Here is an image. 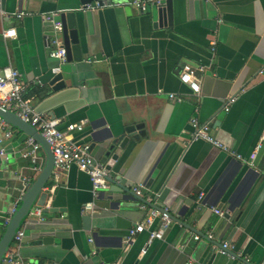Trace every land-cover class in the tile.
<instances>
[{"label": "crops", "instance_id": "1", "mask_svg": "<svg viewBox=\"0 0 264 264\" xmlns=\"http://www.w3.org/2000/svg\"><path fill=\"white\" fill-rule=\"evenodd\" d=\"M80 6L77 0H0V67L11 64L20 72L24 97L57 120L58 128L85 120L74 135L89 144L96 160L126 126L142 124L137 137L116 147L108 170L131 192L142 185L151 204L173 218L162 238L145 246L144 231L125 246L128 228L144 217L142 199L110 189L111 182L94 200L86 227L81 207L92 200L91 182L71 164L52 171L41 189L44 220L30 216L21 223L24 264H262L264 0H172L170 18L165 14L160 21L156 6L141 12L131 0ZM53 10L58 20L63 12H75L82 57L70 50L60 64L65 83H51L57 60L45 42L52 23L43 15ZM19 11L26 14L18 18ZM10 27L15 35L3 36ZM185 62L205 68L196 71L198 93L179 78ZM230 95L235 100L227 104ZM192 116L245 159L191 140ZM9 125L11 135L3 140L7 160L0 158V235L10 209L31 185L22 176L32 183L39 174L21 156L27 135ZM110 159L111 154L104 164ZM201 193L205 204L198 200ZM215 208L226 212L219 215ZM221 242H229L240 258L213 248Z\"/></svg>", "mask_w": 264, "mask_h": 264}, {"label": "built area", "instance_id": "2", "mask_svg": "<svg viewBox=\"0 0 264 264\" xmlns=\"http://www.w3.org/2000/svg\"><path fill=\"white\" fill-rule=\"evenodd\" d=\"M131 3L141 12H145L149 6H160L164 3V0H131ZM107 2L103 1L102 4L98 2L85 3L80 6L81 9H95L99 6L105 5ZM0 12L3 11L0 9ZM26 12L19 11L15 13V16L20 18ZM58 11L53 10L43 15L44 20H48L52 23L53 35L45 36L46 44H51L50 56L57 60V64L52 67L54 73L60 70V64L66 61V50L63 46L61 39L62 35V23L56 19ZM2 35L5 37H13L15 35V28H4ZM205 68L202 64H191L185 62L180 70V80L188 85L190 89L198 93L200 90L199 80L196 76V71H204ZM25 84L21 79L20 72L11 64H5L0 67V108L9 110L20 117L23 121L29 123L33 128L39 131L50 144L52 154L54 157V163L52 171L57 174L59 170H63L71 164L86 173L91 182L90 192L92 200L83 203L81 207L82 214L93 213L96 209L94 200L101 194V192L108 190L111 185V175L105 164L96 160L90 153L89 144L81 141L74 135V132L82 130L85 120L78 123H69L65 129H60L57 126V120L51 119L45 116L42 112H39L30 103L28 98H25L23 93ZM171 98H175L181 101L180 96L174 94L169 95ZM235 100L234 95H230L226 98V103H231ZM225 109H228L226 107ZM190 125L192 128L191 140L203 139L218 149L232 155L240 160H244L243 156L235 152L232 148L225 145L218 139H216L206 124L198 121L196 116L190 118ZM11 135L9 123L0 116V158L7 160V154L3 145V140ZM260 144L258 145V147ZM21 156L27 158L31 163V169L40 172L44 165V158L41 145L31 135H27L25 139V148L21 152ZM51 171V172H52ZM22 180L25 186L31 184L30 179L23 175ZM131 190L135 196L142 199L139 204V208L144 211V217L142 220L135 222L128 228L127 234L123 238V243L128 246L130 242L134 240L136 234L146 231L148 234L146 244H149L154 238H162L164 230L169 226L172 221L168 211L164 208L157 207L151 204L150 197L143 191L142 185L137 184L131 187ZM198 200L201 204H205L203 201V194H199ZM17 205L12 206L8 216L4 220V225L10 221L12 214L15 212ZM214 211L223 215L226 212L223 208H215ZM35 217L37 220H44L43 208L39 205H33L28 213L27 217ZM158 219V224L153 225L154 220ZM207 238L212 239V234L207 233ZM24 236V230L21 226L15 231L10 245L5 250L0 264H24L23 258L19 254V249L22 244ZM195 239L199 238L198 234L193 236ZM91 240V238H90ZM145 246L142 251H145ZM180 246H183L180 244ZM215 250L224 253L231 258H240V253L234 252L229 242H221L215 244L213 247ZM264 264V262L262 263Z\"/></svg>", "mask_w": 264, "mask_h": 264}, {"label": "water", "instance_id": "3", "mask_svg": "<svg viewBox=\"0 0 264 264\" xmlns=\"http://www.w3.org/2000/svg\"><path fill=\"white\" fill-rule=\"evenodd\" d=\"M80 5H83L85 3H93L98 2L99 4H102L103 1L107 3H111L112 0H77ZM171 4L172 0H164V3L160 6H157V18L158 21L162 17H164L165 14H167L168 18H170V12H171ZM75 12H67L64 14H60V21L62 23V39H63V46L66 50V59L69 58V52L70 50L76 51L77 59H81V54L78 51L80 50V44L78 40V31L76 28V22H75ZM62 80V83H65L63 80V74L61 71L54 74L51 83H54L55 81ZM0 116L5 119L8 123H10L12 126L17 127L18 129L22 130L26 135H31L35 138L36 141H38L41 145V148L45 155L44 165L39 172L37 178L31 183L29 188L24 192V194L21 197L20 203L17 206L15 212L12 214L10 221L6 224L3 232L0 235V260L7 249V247L10 245L12 237L15 233V231L21 226V223L23 220L27 217V213L29 209L34 205H42L44 200V194L41 193L42 187L45 185V183L48 181L52 168L54 163V157L52 154V149L50 144L47 142L45 137L37 131L35 128H33L29 123L23 121L20 117H18L16 114L9 110H5L0 108ZM142 129V124H133L128 125L124 129V133H122L117 138H111L110 142L108 144H105L102 146L104 149L103 156L100 158V162L105 163L106 158L111 154V159L107 161L108 164H106V168L109 169L110 165L113 162V159L117 157V154L114 153V150L117 146H121V141H126V139H129V137H137L135 132L136 130ZM126 133V134H125ZM139 134L141 131L139 130ZM110 181L112 182L113 186L115 187L114 191H125L132 193L128 187L124 186L122 183L117 182L115 180H112L110 178ZM158 207V206H157ZM168 214L173 218V216L168 212ZM83 222L86 224V227H89V220L90 215L86 214L82 217Z\"/></svg>", "mask_w": 264, "mask_h": 264}]
</instances>
